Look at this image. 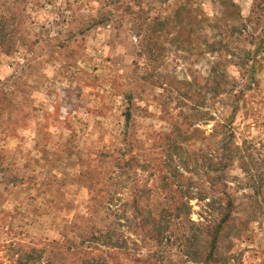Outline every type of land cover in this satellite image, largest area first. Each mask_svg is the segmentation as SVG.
I'll return each mask as SVG.
<instances>
[{
    "label": "rangeland",
    "instance_id": "rangeland-1",
    "mask_svg": "<svg viewBox=\"0 0 264 264\" xmlns=\"http://www.w3.org/2000/svg\"><path fill=\"white\" fill-rule=\"evenodd\" d=\"M116 1L0 0V16L9 18L0 24L7 34L0 40V154L11 171L21 174L28 163L40 182L57 179L53 187L60 191L56 202L37 214L29 213L28 205L20 212L13 203L0 207L15 215L13 229L22 232L23 243L44 247L42 260L54 264H76L78 252L85 250L91 251L94 264H104V259L107 264H264L260 56L257 85L241 102L234 120L241 154L228 171L233 223L215 248L205 236L208 220L216 215L208 207L214 187L207 176L210 163L204 158L207 151L214 155L223 137L219 118L231 115V107L223 110L212 93H205V83L214 85L212 69L219 61L205 41L223 39L236 56H245V50L252 51L256 41L264 39V0H192L212 19L222 15V3L229 1L239 5L244 24L253 18L245 35L206 30L204 40L191 51L183 50L174 34L158 36L157 42L149 34L137 36L134 27L139 20ZM129 1L134 11L141 5L151 16L155 11L164 14L171 2ZM108 14L111 20L105 21ZM236 61L227 63L229 77L244 82L249 76L243 77ZM205 97L209 101L202 104ZM204 109L208 120H199ZM174 123H185L180 133L174 132ZM127 132L138 139L133 142L135 151L156 168L153 175L139 172L152 193L161 198L170 192L169 187L164 189L170 178L167 164L182 173L170 184L194 198L190 197L185 223H173L172 231L185 234L188 241L172 238L150 244L135 232L138 221L127 204L131 185L110 171L114 158L130 147ZM176 143H182V153L174 151ZM83 159L101 165L99 194L86 186L87 180L77 179L88 165ZM160 201L154 199L152 207L160 209ZM5 233L0 228V264H14Z\"/></svg>",
    "mask_w": 264,
    "mask_h": 264
},
{
    "label": "trees",
    "instance_id": "trees-1",
    "mask_svg": "<svg viewBox=\"0 0 264 264\" xmlns=\"http://www.w3.org/2000/svg\"><path fill=\"white\" fill-rule=\"evenodd\" d=\"M116 2H121L120 5L124 6V11L128 15L139 20L134 29L137 31V36L147 34L150 35V40L154 39L157 42V37L162 35L174 34V40H179V45L182 46L183 50L191 51L196 46H198L202 40L206 37V30H214L220 33H227L230 37L236 32L241 35L247 34V23L252 20L250 17L246 20L244 24V18L240 14L239 5L233 1L223 2L222 15L215 17L214 19L205 15L202 6H194L192 0H171L169 4L165 6V13L155 11V16H151L149 10L144 9L141 5L137 11H134L132 7V1L129 0H117ZM123 3V4H122ZM105 21L111 20V14L106 15ZM9 20L8 17L0 16V24H4L5 21ZM226 30V31H225ZM7 37L5 30L0 29V40ZM205 46L212 52L218 54L219 61H216L215 66L212 69V87H209L210 82L205 83L206 92L212 93L213 97L218 99V103L222 105L223 110L226 107H231V115L229 117L222 116L219 118V127L221 129L222 139L218 143V148L215 150L214 155H209V152L204 153L205 160L210 163L208 180L210 185L214 188L209 200L208 207L215 217H211L206 224L205 236L210 239L211 247L215 248L221 235L227 226L233 223V208L234 203L228 192V171L233 165L235 158L240 155V147L235 143V131L236 126L234 124L235 117L240 110V105L242 101L247 98V93L255 88L257 85V78L255 77V71L259 69L260 56L264 59V39L256 41V47L252 51L245 50V56H236L235 50L226 43L223 39L219 42L208 43L205 41ZM234 56V57H233ZM236 58V64L242 69V75L245 77L248 75V79L241 82L237 79H232L229 77L227 71V63L233 62ZM251 63V65H249ZM209 81V80H208ZM190 87L193 84L189 83ZM209 99L205 97L202 100V104H206ZM222 114V112H220ZM199 120H208L206 117L208 111H204L200 114ZM193 116L190 117V119ZM127 122L131 119V113L126 112ZM189 120L185 117V120ZM185 123L178 124L174 123V132L180 133L181 129L184 127ZM192 135V134H191ZM191 135H188V139H191ZM126 139L130 140L129 148H124L118 157L114 158V164L111 166L110 171L112 175H115L117 179H123L124 182L131 185V197L127 201L131 209V214L133 219H137V228L135 231L143 241L148 243L163 242L170 239H177L181 242L188 241L189 237L185 234L176 235L173 230V223L183 224L184 216H188L187 209L189 208V200L193 195H187L179 192V190H174L172 181L173 179H179L182 177V173L178 171V167H172L170 164V178L166 177L169 183L166 184L164 189L170 188V192L161 194L162 197L159 198L156 194L152 193V190L147 184H144L140 171H148L153 175L155 173V166L146 159H143L142 155L138 153L133 142H137V138L130 133L125 134ZM135 144V143H134ZM174 151L178 153L182 149V143H176L173 146ZM239 152V153H238ZM42 153L45 154V152ZM182 153V151H181ZM0 186L4 188V191H0V206L7 203H13L17 212H20L24 208L29 206V213H39V210L43 209L46 204L56 202V194L60 191L55 189V181H39L36 175H32L28 168L29 165L26 163L24 168L20 171L18 169L11 171L5 167L4 154H0ZM107 157H110L106 155ZM87 161V167L82 169L80 177L77 179L87 180L86 183L90 190H97V182H99V177L101 175L102 169L100 164L95 165V161H88L87 159L82 160ZM94 164H91V163ZM177 168V170H176ZM176 170V171H175ZM3 172H5L3 174ZM9 175H7V173ZM12 172V173H11ZM3 174V175H2ZM169 174V173H168ZM172 177V179H171ZM98 179V180H97ZM140 182L143 184L140 185ZM147 183V182H145ZM46 186V187H44ZM217 188V189H215ZM6 191V195H4ZM96 194V195H97ZM194 198V196H193ZM160 199L161 208L157 209L152 207L153 200ZM202 200L209 199L208 197H202ZM92 200L97 198L92 196ZM200 200V199H199ZM99 203V200H98ZM28 205V206H27ZM217 206V207H216ZM0 207V228L6 230L7 239V252L10 253L11 257L15 259L14 264H54L52 261H43L42 258L46 252L45 248H37L26 246L23 243L22 232L16 233L14 231V220L15 215H11ZM2 214V215H1ZM28 214L25 213L26 216ZM11 217V221L9 218ZM4 232V231H3ZM113 233V232H112ZM109 233V237L112 236ZM112 238V237H111ZM112 240V239H111ZM113 248L111 245H108ZM115 247V246H114ZM213 251V250H212ZM79 257L76 264H94V256L91 251L85 250L78 252ZM212 252L209 253L211 258ZM137 261H142L141 259H136ZM104 264H107L104 259Z\"/></svg>",
    "mask_w": 264,
    "mask_h": 264
}]
</instances>
